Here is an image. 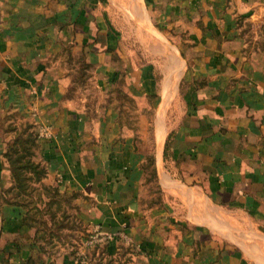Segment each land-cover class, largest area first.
<instances>
[{
    "label": "crops",
    "instance_id": "crops-1",
    "mask_svg": "<svg viewBox=\"0 0 264 264\" xmlns=\"http://www.w3.org/2000/svg\"><path fill=\"white\" fill-rule=\"evenodd\" d=\"M115 6L164 39L150 50L177 64L159 80ZM78 54L104 95L96 111L69 93ZM2 108L35 125L47 177L76 196L86 237L123 231L96 243L104 256L264 264L260 242L228 230L246 224L264 240V0H0ZM8 178L0 150V192ZM85 248L43 249L0 193V264H94Z\"/></svg>",
    "mask_w": 264,
    "mask_h": 264
},
{
    "label": "rangeland",
    "instance_id": "rangeland-1",
    "mask_svg": "<svg viewBox=\"0 0 264 264\" xmlns=\"http://www.w3.org/2000/svg\"><path fill=\"white\" fill-rule=\"evenodd\" d=\"M114 10L115 22L127 31L129 47L137 48L140 55L154 61L158 80L168 70L165 66L167 60L170 66H176L177 61L169 59L167 54L152 53L150 50L156 39H160V42L164 40L162 37L152 35L150 31L149 34L145 32L140 35L136 26L142 25L135 18L127 22L123 20L119 7L115 6ZM142 31H147L145 24ZM140 47L142 51H139ZM70 62L74 65L70 71L74 83L69 93L86 103L92 111H96L97 107L103 105L104 95L93 81L92 69L84 62L81 54L71 57ZM127 102L128 105L134 103L130 100ZM0 150L9 168L8 181L1 188L2 199L31 222L43 249L53 253L67 251L78 255L77 252L85 248L83 239L87 236L88 228L78 214L76 196L62 190L55 180L48 179L47 164L41 155L39 133L33 122L23 117L18 110L0 109ZM245 225L228 230L244 244L257 241L264 248V240L252 237ZM85 254L94 264H133L132 256L135 252L123 247L111 258L85 248Z\"/></svg>",
    "mask_w": 264,
    "mask_h": 264
},
{
    "label": "built area",
    "instance_id": "built-area-1",
    "mask_svg": "<svg viewBox=\"0 0 264 264\" xmlns=\"http://www.w3.org/2000/svg\"><path fill=\"white\" fill-rule=\"evenodd\" d=\"M112 237H124L126 238L125 234L123 233V231H118V232H114V233H109L106 235H100L98 232L93 233L92 235L86 237V239L84 240V243L89 246V245H93L96 244L98 242H102L107 240L108 238H112Z\"/></svg>",
    "mask_w": 264,
    "mask_h": 264
},
{
    "label": "trees",
    "instance_id": "trees-1",
    "mask_svg": "<svg viewBox=\"0 0 264 264\" xmlns=\"http://www.w3.org/2000/svg\"><path fill=\"white\" fill-rule=\"evenodd\" d=\"M6 157V156H5ZM1 193V192H0ZM16 211H17V209H15ZM18 212V211H17ZM19 214H20V212H18ZM20 215H22V214H20ZM22 219H23V221L25 222V223H27L28 225H30V226H32L31 225V222H29L27 219H26V216H24V215H22ZM36 238H37V241H39L40 243H41V241H40V238H39V236L37 235V233H36ZM42 247V246H41ZM43 248V247H42ZM93 251H95V252H101V246H99L98 244H96L93 248H91ZM29 264H34V262L33 261H31Z\"/></svg>",
    "mask_w": 264,
    "mask_h": 264
}]
</instances>
